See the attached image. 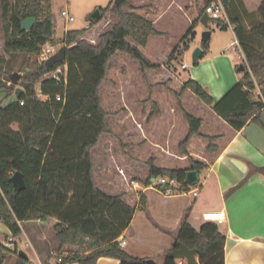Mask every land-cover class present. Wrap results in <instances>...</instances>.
<instances>
[{
  "label": "trees",
  "instance_id": "1",
  "mask_svg": "<svg viewBox=\"0 0 264 264\" xmlns=\"http://www.w3.org/2000/svg\"><path fill=\"white\" fill-rule=\"evenodd\" d=\"M231 1L222 0L227 9ZM0 7L5 35L0 61L25 54L30 68L18 80L23 91L6 105L0 102V221L8 226L13 237H18L22 234L21 221L57 219L55 230L60 246L70 249L66 256L59 254L60 264H96L101 257L117 258L120 264H156L128 253L118 242L137 209H146V200L132 187L125 186L119 191L109 182L111 173L116 174L117 169L109 150L100 145L103 135L110 131L101 87L109 63L117 54L132 57L143 73L158 69L160 65L152 62L144 50L151 39L167 34L135 13L137 8L131 0H110L106 7H99L101 17L91 18L89 28L67 30L62 39L57 37L51 6L43 0H0ZM204 11L192 22L185 38L193 33ZM108 14L114 15L115 22L110 29L97 34L99 23ZM258 14L260 20L251 28L240 17L230 16L248 64L245 71L239 70L240 81L219 101L198 81L188 79L179 83L167 72L173 85H177L172 86V91L189 127L180 146L184 156L190 158V166H161L156 152L146 161L145 168L131 158L132 166L140 165L141 168L132 169L146 185L152 184L153 178L166 175L188 186L187 171H202L207 167L188 150L195 137L208 141L205 148L208 153L219 149L221 135L204 134L202 118L184 105L187 91L234 130H241L251 121L264 127V0ZM30 17L37 18L35 24L29 30H22V21ZM48 43L66 48L65 60L53 67L46 65L50 55L41 54L43 45ZM64 65H67L66 81L45 76ZM256 85L261 87L263 99L255 95ZM11 88L0 85V91ZM60 95L62 99L58 100ZM99 149L104 150L100 158ZM17 171L25 181L21 191L15 189L12 181ZM4 238L5 234L0 232L2 263V250L9 249L3 243ZM225 241L226 236L216 223L206 221L196 230L185 220L172 250L184 244L198 250L200 264H225ZM184 260L166 257L164 264H187Z\"/></svg>",
  "mask_w": 264,
  "mask_h": 264
},
{
  "label": "rangeland",
  "instance_id": "2",
  "mask_svg": "<svg viewBox=\"0 0 264 264\" xmlns=\"http://www.w3.org/2000/svg\"><path fill=\"white\" fill-rule=\"evenodd\" d=\"M208 1L211 0H131L137 8L135 13L152 21L156 28L165 32L167 36L151 39L150 44L144 50V54L152 62L160 65L158 69L143 73L139 63L132 57L127 54H117L109 63L107 78L101 87L103 106L108 113L110 131L103 135L100 145L109 150L111 159H114L115 169L119 174L123 175L124 172V170H120V167L133 172L134 177L129 181L138 179L140 185H146L139 178L140 174L135 173L132 169L135 167L137 170L141 167L140 165L137 167V163L133 167L130 164L131 158L136 159L139 164H143L142 168H145L146 161L151 158L154 152L157 153L152 142H156L158 139L151 136L149 139L145 138V130L151 128L155 123L156 130L160 134L164 132L165 119L162 118V115L164 117L169 115L167 114L168 109L171 108L176 110L178 123L175 125L173 130L175 133L171 135V140L168 139L166 142L171 145L172 154L169 157L171 162L174 161L168 166L182 167L184 164H190V158L184 156L180 146V142L187 135L189 127L178 99L172 91V86L177 85H173L174 83L168 77L167 72L170 71L177 79L179 78V83L183 81L182 79L189 77L192 68L201 63H194L193 61V52L197 47L203 48L206 56L222 51L231 60L233 70L236 73L240 72L239 66L242 63V58H239L241 55L240 48L234 43L236 34H234L232 25L229 23L231 20H228L230 14L227 8L228 19L225 17L221 19L210 18L208 27H205L199 20L193 29V33L185 38L192 22L199 17ZM262 1L232 0L229 4V10L232 15L240 17L247 28H251L260 20L258 11ZM109 2L110 0H43L44 4L51 6V11L56 18L57 37L61 39L64 38L67 30L87 28L93 12L99 7H106ZM63 9L69 10L74 17L73 21H66L62 17L61 11ZM175 15L178 16L177 20ZM115 20L114 15H106L97 27V34L110 29ZM205 30L211 31L207 46L203 42ZM4 36L3 20L0 14V48L2 49L5 46ZM56 47L59 51L63 45L56 44ZM27 57L25 54H19L0 61V85L12 87L10 90L3 89L0 91V102L4 105L15 100L17 87L23 88L20 81L16 84H13L12 80L10 81V74L20 73L21 76L26 74L30 69ZM182 64H186L188 68H182ZM254 92L256 96L263 99L259 85H256ZM186 99L188 102L189 97L184 98V100ZM156 109L159 110L158 113H156ZM188 109L192 113L200 114L197 113L199 108L195 104L193 106L192 102L191 107L188 105ZM159 117L160 119H158ZM156 135L159 136V134ZM188 148L191 149L189 150L190 153L191 151L195 152L196 155L192 154L194 158L200 159L201 156H204L211 159V153L206 151V146L201 144L199 137H195ZM98 152H100L98 154L100 158L104 150L99 149ZM157 155L159 154L157 153ZM159 158L162 161L163 155H159ZM103 162L106 163V160ZM129 181L125 180L126 184ZM109 182L112 184L114 182L116 189L122 188L123 183L117 179L116 174L111 173ZM54 219L25 221L23 233L13 238L12 245L8 244L7 248L12 251L9 249L2 250L3 264H42L36 248L43 251L51 247V250L55 239L59 242L57 232L53 227ZM43 237L46 238L45 241L42 240ZM16 248L17 252H14ZM58 250L59 248L55 251L54 256H51V261H55L62 253ZM62 251L68 253L70 249L63 248Z\"/></svg>",
  "mask_w": 264,
  "mask_h": 264
},
{
  "label": "crops",
  "instance_id": "3",
  "mask_svg": "<svg viewBox=\"0 0 264 264\" xmlns=\"http://www.w3.org/2000/svg\"><path fill=\"white\" fill-rule=\"evenodd\" d=\"M228 12L230 16H235L230 13L229 6ZM175 19L177 20L178 16L175 15ZM232 30L234 31L233 28ZM237 41L236 37L234 41L236 45H238ZM198 63L200 65L192 68L189 77L182 80L198 81L216 101H219L241 79L242 74L233 70L231 60L222 51L208 56L204 51ZM186 97H189V101L183 100L187 108L188 105L191 107V102L193 106L195 104L199 108L197 113L200 114L196 115L203 120L201 131L204 134L221 135L218 141L219 149L216 153L210 154L211 159L204 156L200 159L196 158L207 164L206 168L199 171L200 182L193 187L198 188L200 194L198 196L190 192L167 194L164 187H155L152 184L142 186L139 183L140 188H133L129 181L134 177L133 172L120 167V170H124L123 175L118 172L116 175L123 183L122 188L129 186L136 192L142 193L145 196L146 209H137L131 224L118 238V242L123 249L134 256L156 264H164L166 255L175 245L185 220L196 230H200L206 222L203 219L204 212L222 211L225 220L214 223L226 236L225 264H264V127L257 121H251L241 130H234L209 106L197 100L192 92L187 91ZM167 114L169 115L166 117L162 115L165 119L164 132L160 134L154 123L151 128L145 130L144 137L158 138L156 142H152V145L156 147L159 155H163L161 166L171 167L168 166L174 163L169 157L172 154L171 145L166 142L168 139L171 140L172 134L174 135L173 130L178 121L175 109H168ZM199 138L201 144L206 146L208 141ZM163 140L165 142H162ZM190 154L196 155L192 151ZM189 166L190 164H184L180 168ZM124 178L129 181L127 184ZM113 187L116 189L114 182ZM122 188L116 190L120 191ZM139 200L140 197L137 196L138 204ZM24 222H20L22 233ZM57 223V219H54V228ZM0 232L5 234L4 245L8 242L12 245L14 237L8 226L1 221ZM44 239L46 238L43 237L42 240L45 241ZM57 245L62 255L66 256L67 252L62 250L68 246L61 248L56 239L51 250V247L43 251L36 248L42 264H60L59 257L51 261V256H54L58 249ZM183 262L187 263L186 260ZM0 264L3 263L0 261ZM96 264H120V260L114 257H101Z\"/></svg>",
  "mask_w": 264,
  "mask_h": 264
},
{
  "label": "built area",
  "instance_id": "4",
  "mask_svg": "<svg viewBox=\"0 0 264 264\" xmlns=\"http://www.w3.org/2000/svg\"><path fill=\"white\" fill-rule=\"evenodd\" d=\"M204 10H205L204 13H207L209 15V18H215V19H221L223 17H225L226 19L229 18L228 14H227L226 6L222 2V0H211V3L206 5L204 7ZM61 15H62V17L65 18L66 21H73L74 20V17L70 14L69 10H67V9H63L61 11ZM229 23L231 24V22H229ZM89 27H90V24L87 26V28H89ZM231 27L234 29L233 26H231ZM237 44L240 48V53H241V55H239V58H242V63L247 65L248 64L247 59H246L245 54L242 51L238 41H237ZM57 51H58V48L56 47V45L48 43V44L43 45L41 54L52 56ZM182 68H188V67L186 64H182ZM45 76L55 78L59 82H62L63 78H64V81H66L67 65L59 66L56 69L46 73ZM57 98H58V100H60V99H62V96L60 95ZM130 182H131L130 184L132 185L133 188H140L139 182L136 181L135 179H132ZM152 182H154V183H152V185L155 187L156 186L157 187L158 186L164 187L166 190L165 192L167 194H171V193H175V192H181V193H189L190 192L194 196H198L200 194V191L198 188H193L196 185L191 186V185L187 184L188 186H185L184 183L181 182L176 177H169L166 175H160V176L155 178V181H152ZM185 182H186V180H185ZM203 219L205 221H210V222H221V221L225 220V215L222 211H206L203 213ZM8 244H9V242L6 243V245H8Z\"/></svg>",
  "mask_w": 264,
  "mask_h": 264
},
{
  "label": "water",
  "instance_id": "5",
  "mask_svg": "<svg viewBox=\"0 0 264 264\" xmlns=\"http://www.w3.org/2000/svg\"><path fill=\"white\" fill-rule=\"evenodd\" d=\"M101 17V12L100 9L97 8L95 12L92 14V18L94 19H100ZM37 18L36 17H30L22 21L21 23V29L22 30H29L33 27L35 24ZM200 21L205 27H208L209 25V15L207 13H204L203 16L201 17ZM211 36V31L210 30H205L203 32V42H207ZM204 54V49L201 47H197L194 52H193V61L194 63H197L203 56ZM66 58V48L63 46L60 48V50L50 56L47 61L46 65L48 67H53L56 63H60L64 61ZM247 69V65L244 63H241L239 66L240 71H245ZM21 78L20 73H14L12 75V82L15 84L19 79ZM23 91V88L17 87L16 88V95H18L20 92ZM186 183L194 186L197 185L200 182V172L198 170H188L186 173ZM12 181L14 184V187L17 191H21L25 188V181L23 174L21 172H15L14 175L12 176ZM152 181H155V178L152 179ZM198 250L197 249H191L187 247L184 244H180L179 248L170 250L166 257H171V258H176V259H186L187 264H200L199 262V257L197 256ZM23 256V254H21Z\"/></svg>",
  "mask_w": 264,
  "mask_h": 264
}]
</instances>
